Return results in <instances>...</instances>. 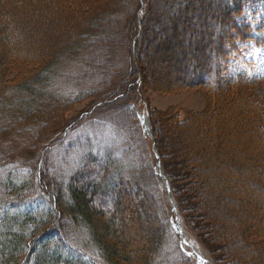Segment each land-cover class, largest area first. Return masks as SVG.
<instances>
[{
    "label": "rangeland",
    "instance_id": "obj_1",
    "mask_svg": "<svg viewBox=\"0 0 264 264\" xmlns=\"http://www.w3.org/2000/svg\"><path fill=\"white\" fill-rule=\"evenodd\" d=\"M147 1L149 8L139 13V0H36L29 6L11 5L9 18L0 15V27L20 25L22 32L11 35L19 40L17 48L31 52L5 57L7 64L0 68V171L18 159L25 167L41 165L40 176L53 191L73 176L81 186L104 184L107 195L116 187L123 223L131 229L130 250H141L149 263L264 264V82H259L264 77V44L246 43L242 50L238 45L240 57L229 59V68L232 76L246 77L247 84L231 88L222 80V66L210 57L216 40L204 37L211 32L205 15L223 11L225 1L202 0L195 7L199 15L187 21L181 19L191 12L193 0ZM111 11L117 16L104 14ZM137 13L142 31L134 41ZM237 22L264 36V1L244 5ZM219 27L214 32L223 39L231 30ZM3 37L0 29V56L9 50ZM72 44L78 45L76 53ZM45 52L58 55L50 74L64 79L71 101L61 109L43 103L45 117L36 113L19 120L13 114L17 95L12 88L32 75ZM199 63L205 72L215 70L218 90H211L213 94L193 83L195 78L201 81L200 72L191 74ZM135 78L141 80L136 90ZM133 102L140 129V118L148 121L147 135L141 129L143 142L132 119ZM85 113L89 115L82 125L67 129L63 144L49 149ZM154 143L162 154L161 165L152 153ZM149 151L153 170L158 163L166 175L158 180L166 215L172 225L178 222L182 240L176 233L177 239L192 262L165 240L156 180L147 167ZM95 154L98 159L110 156L117 176L99 173L98 178L106 179L100 183L86 172L88 158ZM9 173L13 177L17 171ZM4 175L0 173V182ZM39 203L28 202L20 210H35ZM18 210L14 205L5 208L12 215ZM61 215L62 228L74 232L79 244L86 237L84 229Z\"/></svg>",
    "mask_w": 264,
    "mask_h": 264
},
{
    "label": "trees",
    "instance_id": "obj_2",
    "mask_svg": "<svg viewBox=\"0 0 264 264\" xmlns=\"http://www.w3.org/2000/svg\"><path fill=\"white\" fill-rule=\"evenodd\" d=\"M33 1L36 0H0V15L9 18L11 14H7L8 7L11 8V5L16 4H25L26 6H29ZM139 1L140 5L137 7V9H140L138 10L139 13L147 7L149 8V1ZM201 1L202 0L195 1L196 3L194 0L191 1L189 4L191 12L188 13L189 15L183 16L181 21H187L191 15H199V8L195 10V7H197V5L199 6ZM209 1L210 0H206L205 3ZM219 1L221 2V0ZM223 1L227 3H223V11L205 15V21L209 23L208 26L211 28V32L205 33L204 37H207L208 39L210 38V40H216V45H213L211 48L212 54L210 57L213 59L215 57V60L222 66L221 68L225 75L222 80H226V85L231 86V88L232 86L239 87L241 85H246L247 79L240 75L232 76L228 60L233 57L239 58L240 54L238 51L240 48L242 50L246 43H251L256 46L263 45L264 36L254 35L255 29L253 31L248 24L245 25L243 22L238 23L237 19L242 15L244 5L264 0ZM104 14L115 17L117 16L114 15L115 13H113V11ZM201 16L204 17V15ZM133 18L135 19V41L141 34L142 22L138 13L137 15L135 14ZM96 19L97 18H94L93 21ZM244 20L245 19H243V21ZM221 24L228 26L231 30L227 33L228 35L223 37V39L216 37V33L214 32L218 28L220 29L219 26ZM0 29L1 34L4 36L3 42L6 43L9 48V50L6 48L3 55L0 56V68H2L3 66H6L7 63L4 61H6L8 56L14 59L17 56H20L17 54L19 50L21 51L20 53H28L29 51L25 50V52H23L21 48H17L16 44L19 43V40L11 35V31L14 30L20 33L22 32L19 24L16 26H14L13 22L9 26L4 24L1 25ZM260 31L261 30H258V32ZM238 45H240V48ZM71 46L75 49V51L74 49H71V52L76 53L78 45L77 47H75L76 45L74 44ZM4 53L7 54L5 55ZM215 53H217L216 56H214ZM57 57L58 55H55L54 53L45 52L42 59L45 61L40 59L41 61L37 67H34L35 69H33L34 71L32 75L23 78L17 82V85L14 86V88H12L14 94L17 95L15 100L17 110L14 111L13 114L16 115L19 120L26 118L29 119L36 113L38 115L41 113L40 115L44 116L46 112L42 111L43 103H54L56 105L55 108L61 109V106H65L71 101L69 99L70 94L66 92L63 86L64 79L50 74V71L54 69L53 67L55 66L54 63H56ZM205 61H207L206 64L209 65L208 59H205ZM192 69L193 71H191V74L196 76V73L200 72L199 77L201 79L199 82H194L195 80H198V78H195L193 80L194 84H201L208 89L211 94L218 90L215 89V87L218 86L215 79V70L214 72H205L203 65L200 63L197 65L194 64ZM203 76L206 77L205 80L202 78ZM259 82H264V77ZM132 87L135 88L134 90L140 88L141 80L135 78ZM48 90L54 92L55 97L49 95L47 92ZM211 90L214 91L211 92ZM43 95L46 96L45 101L44 99L42 100ZM40 101L41 105L39 104ZM8 104L9 103L4 104L6 109H8ZM130 107L132 119L135 122L136 128L139 130V136L143 142L145 139L142 136L135 115V110H133L134 102L133 104H130ZM8 112L9 111H7V113ZM87 114L88 113H85L84 116H81L77 120L68 124L62 131L58 141L49 146V149L61 146L64 142L63 138H67V129L78 128L81 126V123L88 118ZM159 149L158 143H154L152 153L160 159L161 165L162 154ZM150 156L151 152L149 151V157ZM98 158L99 157L96 154L95 157L90 156L88 158L90 162L85 166L86 172L95 176L96 179L98 178L99 173L100 175L104 173L105 177L106 175L108 176L109 173L117 176L116 163L110 156L106 155L104 158ZM146 161L152 179L154 181L156 180V184L153 183L155 186V195L159 204V211L161 209L162 214L164 215L161 220L163 224L162 228L166 235L165 240L167 243H173L175 250L180 256H182V258L192 262L190 257L182 250L179 240L172 229L170 220L166 215L167 212L162 199V192L159 188L158 178L153 170L151 157L148 158V160L146 159ZM22 163L23 161L18 159L9 161L8 163H5L4 170L0 171L1 174H5L3 180L1 179L0 182V264H155V261L152 263L146 261V257L143 259L142 256L144 253H141V250H130L132 239H129V232L131 229L123 223L126 219L123 215L124 209H120V204L117 202L115 196L117 193L116 187L115 190L112 189L111 193L107 195L103 190L104 184L99 185L97 183L81 186L77 183L79 181L76 180L78 176H73L71 177V180L69 179L68 181H65L64 185L61 187V189L64 187V194V191L62 192L61 189L59 191H53L52 188H47V185L49 184L48 179H46V177L44 179L40 176L41 165H37L38 167L36 166L35 169H33L30 166L25 167V164L23 165ZM20 165L23 167H20ZM9 168L17 171L13 177L11 176V173H9ZM37 172L39 173L37 174ZM161 173L166 177L163 171H161ZM105 177L100 176L98 178L100 183L106 180ZM123 185L124 183L122 186ZM96 200H99V206H93ZM33 201L40 202L37 209L20 210L21 205L24 204V207L29 206L25 204ZM175 203L177 202L175 201ZM10 205L19 208L18 212L13 215L6 214L5 208ZM178 209H180L179 206ZM62 213L67 214L72 222L79 223L84 229L86 237H83V240L79 242V244H76L77 242L73 234L74 232H71L70 229H67L66 231L62 228L63 224L59 222L60 220L62 221ZM117 215L120 216L119 220L117 219ZM115 219L122 221L120 229H117L118 226H116L117 224L114 222ZM103 220L105 222L104 225L102 224ZM159 244L160 242L158 241L157 246ZM139 255L141 257H139ZM140 258L142 259L138 262V259Z\"/></svg>",
    "mask_w": 264,
    "mask_h": 264
},
{
    "label": "snow or ice",
    "instance_id": "obj_3",
    "mask_svg": "<svg viewBox=\"0 0 264 264\" xmlns=\"http://www.w3.org/2000/svg\"><path fill=\"white\" fill-rule=\"evenodd\" d=\"M173 228H177L178 229V225H176V224H173ZM179 231H181V233H182V230H180V229H178ZM201 264H205V262H201Z\"/></svg>",
    "mask_w": 264,
    "mask_h": 264
},
{
    "label": "bare ground",
    "instance_id": "obj_4",
    "mask_svg": "<svg viewBox=\"0 0 264 264\" xmlns=\"http://www.w3.org/2000/svg\"><path fill=\"white\" fill-rule=\"evenodd\" d=\"M143 125L144 127H147V122L145 120H143Z\"/></svg>",
    "mask_w": 264,
    "mask_h": 264
}]
</instances>
